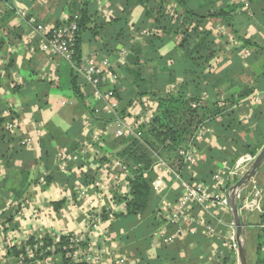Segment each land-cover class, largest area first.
I'll return each instance as SVG.
<instances>
[{"label":"crops","instance_id":"0c3cea01","mask_svg":"<svg viewBox=\"0 0 264 264\" xmlns=\"http://www.w3.org/2000/svg\"><path fill=\"white\" fill-rule=\"evenodd\" d=\"M90 1H94L98 15L109 20L114 19L117 11L121 10L120 2H117L113 7L108 0ZM171 4L173 3L171 2ZM220 4L221 2L216 0H189L188 7L196 9L197 12H206L207 7L212 5L218 7ZM60 5L58 0H0V38L4 41V45L0 49V102L5 103L7 108L18 116V119L14 118L19 124L17 133L28 135L35 142L31 149H26V152H21L23 155L21 154L20 157L18 155L14 159L12 168H8L0 161V246L3 244L17 246L29 238L36 239L41 235L48 237L49 235L69 236V238L78 236L82 239L83 246L89 245L96 250L103 251L105 255L114 260L113 264H117L119 260H123L124 264H155L158 254L164 249H172L187 239L201 236L211 244L205 253L198 252L194 244L190 248L194 247L195 250L181 251L177 255V261L161 259L160 262L162 264H192L191 261L193 262L195 259V264H216L225 251L232 252L236 256L237 251L233 250L230 240L235 232L230 209L216 206L208 207L204 217L206 226H211L216 233L214 236L206 234L204 224L194 235L182 237L169 246H157L158 234L166 227L172 229L181 226L182 229H186L192 221H197L205 211L200 207H190L188 223L179 222L178 225H169L163 210L167 205L176 201L182 189L174 176L167 174L163 169H157L156 165L154 172L157 178L163 180V184L155 188V195L160 200L155 207L154 228L148 227L149 224L139 223L132 230L121 226L114 230L111 229V223L115 220L114 215L125 213V202L118 201L124 195H119L114 190L95 193L90 190L92 182L83 185L80 181L81 175L94 176L96 179L100 175L99 171L103 170V166L107 165L110 160L117 159L114 155L116 150L109 144L113 139L96 143L92 138L96 133L105 129L104 125L110 123L111 117L100 118L92 114L93 102L90 101L88 87L85 86L87 89L80 87L84 96L81 101L70 92L69 88L67 92H63L62 88H59V81H69L68 64L58 56L49 57L43 53L35 41L36 38L31 37L29 28L16 16V11H20L27 19H33L36 23L55 24L58 19L68 16L66 9L61 8ZM202 6L203 8L199 9ZM10 9L13 10V14L9 13ZM142 10V7L136 6L127 14L125 13V18L129 20L127 25L131 34L129 40L117 43L112 52L103 54L97 52L96 48L103 42H110V38L107 35H100L96 38L93 46L83 43L80 55L81 57L92 56L97 61L108 60L113 65L119 73V79L115 83L103 86L102 90L113 89L119 104L118 112L124 117L139 120L141 126L146 124L156 113L158 102L149 95H141L145 90L142 83L133 81L131 75L125 73V67L132 55L130 45L137 43L141 47L139 64L141 65L140 69H143L142 78L144 80L152 79L154 73L162 75L158 73L159 62L151 58L152 47L145 42L146 38L152 37L153 31L145 28L136 32L134 29V24L139 20ZM235 24L240 35L264 48V24L253 20L246 13L238 15ZM205 25L212 31V37L217 42L220 39L219 33H222V36L225 34L223 37L229 36V28L224 27L217 19L207 20ZM15 29L21 31L19 38L13 36ZM173 47L174 42L167 43L157 49V55L165 57ZM231 48L234 46L231 45ZM226 51H229V48H226ZM122 53L125 55L123 59L121 58ZM242 53L239 57L243 67H249L252 69L251 71L257 70L258 62L248 66V55ZM230 56V52L220 53L209 63L208 70L220 74L231 66ZM181 60L179 58V61ZM172 63L171 60H168L167 66H171ZM176 81L173 86L166 85L165 92L176 91L181 78L178 77ZM78 82L81 84L79 78ZM249 82L244 80L233 87H228L225 84L219 90L220 95L217 91L211 90L202 93L199 100L200 102L214 101L217 98L221 101L229 100ZM146 85L147 88H150L149 82ZM37 97L41 98L43 106L39 107ZM260 106H264V91L254 90L235 107L236 115L230 119L246 128L240 132L239 138H246L250 148L255 147L258 141H262L257 127H253L252 124L253 111ZM6 111L9 113V110H5L2 116L9 117L8 113L5 114ZM215 120L220 121L221 119L217 117ZM85 121L90 125L85 127L83 125ZM39 128L44 131L45 135L49 131L56 138H64L68 142L72 140L77 144L74 149H71V144L58 147L54 144L53 150L55 155L53 168L57 169L56 173L71 177L73 188H68L66 184L57 180L47 179L48 176L50 177V171L44 170L40 160V138L38 139L36 136V131ZM73 130L76 133L74 137L66 136L72 134ZM197 134L200 139L196 140L193 145L195 163L188 164L184 162L183 158L176 155H172L168 162L165 161L174 172L180 174L184 181H188L182 176L185 170L187 179L200 182L197 179L196 168L201 163L204 165L208 163L206 153L200 149L201 147L217 150L221 148L212 127L203 124ZM233 151H235L234 146L229 148L228 153L232 154ZM256 154L243 153L236 161L246 155L255 156ZM236 161L230 168H228V161L212 163L214 170L210 174L211 183L208 184L211 186V191L219 189L218 191H222V195H226V191L236 181V178H228L223 185L218 186L212 181V177L218 172L227 175L233 169ZM177 162L183 165V171L177 169ZM114 171L118 172L117 169ZM84 188L93 203L91 208L85 196L80 193ZM239 206L245 230L247 232L253 230L250 231L251 264H253L257 259L256 249L258 246L264 255V238H258L259 229L264 228V225L259 224L258 219L260 215L264 214V169L258 171L243 189ZM103 212L107 215L106 219L102 217ZM110 214L113 217L109 220ZM5 219H11V224L6 223ZM94 221L97 222L96 228L92 226ZM196 240L198 239L196 238ZM2 253L0 251V264H5L7 258ZM59 257L58 253H52L47 259L36 262L37 264H56Z\"/></svg>","mask_w":264,"mask_h":264},{"label":"trees","instance_id":"16d2710c","mask_svg":"<svg viewBox=\"0 0 264 264\" xmlns=\"http://www.w3.org/2000/svg\"><path fill=\"white\" fill-rule=\"evenodd\" d=\"M58 1L61 4L60 7L66 9L69 20H72L75 15L78 16L75 51L79 57H81L82 44L86 43L93 46L96 38L100 35H107L110 38V42H103L96 48L97 52L103 54L112 52L117 43L129 40L131 36L127 26L129 20L125 18V13L127 14L136 6L142 7L143 10L139 20L134 24L135 31L140 32L145 28L153 31L152 37L146 38L145 42L152 47L151 58L159 62L158 73L162 75L154 73L152 79L144 80L142 78L143 69H140L141 65L139 64L141 47L137 43L129 47L132 55L125 67V73L131 75L133 81L142 83L145 90L141 95H149L158 102L156 113L141 127L140 139H118L109 143L116 150L115 157L127 167L131 174L128 178V194L118 199L119 202H125V213L114 215L116 221L111 223L112 230L119 226L132 230L139 223H146L149 224L148 227L154 228L155 207L160 200L155 195L154 187L157 179L154 166L157 159L159 157L168 162L172 155L177 156V149L190 145L193 147L197 131L203 124L213 128V133L221 148L217 150L197 147L206 153V161H208L207 164L201 163L196 168L197 179L200 182L211 183L210 174L214 170L213 162L228 161V168H230L239 155L246 152L256 154L261 149L264 144V106L254 109L252 115L253 127H257L258 134L262 136V141H258L255 147L250 148L246 138H239L240 132L246 128L230 119L236 115L237 109L235 110V107L242 99L254 90L264 91V48L240 35L235 24V19L243 13L264 24V0H245L243 2L240 0H216L220 1L221 4L218 7L214 5L207 7L206 12H197L196 9L188 7L189 0H108L113 7L117 2L121 4L120 12L117 11L115 18L110 20L98 15L94 1ZM202 8L203 6L199 7V9ZM10 10L9 13L13 14V10ZM213 18L230 30L227 37H223L225 34L222 36V33H219L218 42L212 37V31L207 29L205 25L207 20ZM59 21L58 19L55 22L56 26ZM13 36L19 38L21 31L15 29ZM35 41L39 44L38 39ZM170 42H174V47L169 54L165 57L157 55V49ZM231 44H235L233 45L234 48H231ZM3 45L4 41L0 38V49ZM226 48H229V51H226ZM244 51L248 55V66L258 62L257 70L251 71L252 69L249 67H243L239 56ZM226 52L231 53V66L220 74L208 70L209 63L220 53ZM179 58L182 60L179 61ZM168 60L173 62L171 66H167ZM67 76L70 92L81 101L84 96L80 87L84 89L85 86L78 82V77L70 67ZM178 77L181 78V82L178 84L177 90L165 92L166 85L173 86ZM244 80L250 82L229 100L221 101L219 98L207 102H200L199 100L202 93L214 90L220 95L221 86L227 84L228 87H233ZM148 82L150 88H147ZM58 84L61 88L60 81ZM37 104L39 107L43 106L40 97H37ZM5 110H9V117L2 116ZM217 117L221 120L216 121L215 118ZM14 118L18 119L16 113L8 109L5 103L0 102V161L8 168H12L14 159L18 155L20 157L21 152L26 150L20 145L24 135L20 133L11 134L5 127L6 122L12 121ZM75 127L77 126L75 125ZM74 132L73 130L72 134L66 136L74 137L76 135ZM54 144L57 147L71 144V149H74L77 144L73 143L72 140L68 142L64 138H56L49 131L39 139L40 160L44 170L50 171V177L48 176L47 179L57 180L66 184L68 188H73L72 178L56 173L57 169L53 168ZM232 146H234L235 151L229 154V148ZM177 163V169L183 171V165ZM263 169L264 163L258 171ZM182 176L189 182H193L190 181L192 179H187L185 170ZM93 180L94 176L81 175L80 177L83 185ZM106 216L103 212V219H106ZM258 219L259 224L264 225V214L260 215ZM5 220L6 223L11 224V219ZM12 228L15 227L12 226ZM259 231L258 238L263 239L264 228L259 229ZM196 238L198 240L195 241ZM69 239V236L61 237L60 242L54 245L48 236L43 235L39 242L34 241V238H29L17 246L7 245V249L11 256H22L24 264H33L37 260L47 259L52 253L60 255L56 264H72L66 259L67 251L63 249L68 247ZM38 243H41V246L34 249V245ZM194 244L196 250L201 253H205L211 246L210 242H206L201 236L190 238L172 249H164L158 254L155 264H162L161 259L177 261V255L181 251L194 249V247L190 248ZM25 248L31 251L30 260L27 259ZM256 256L257 259L253 264H264V255L260 251V246L256 249ZM235 258L234 253L225 251L216 264H235ZM194 260L192 264H195L196 261Z\"/></svg>","mask_w":264,"mask_h":264},{"label":"built area","instance_id":"2783aa9c","mask_svg":"<svg viewBox=\"0 0 264 264\" xmlns=\"http://www.w3.org/2000/svg\"><path fill=\"white\" fill-rule=\"evenodd\" d=\"M240 1L243 2L245 0ZM16 16L26 27L29 28L31 31V37L38 39L39 48L43 53L49 57L58 56L62 58L79 78L81 85H84L90 89V101L93 102V104L91 103L92 114L95 117L100 118L103 116L111 117L110 123L104 125L105 129L99 133H96L92 137L93 141L96 143H103L110 139L118 140L126 138H141V127L143 126L139 124V120L124 117L118 112L119 104L113 89L106 91L102 90V87L108 83L112 84L117 82L119 79L118 71H116V69L108 60L97 61L92 56H77L75 51V40L78 29L77 15L73 16L72 20H69L68 16L62 17L57 26L55 24L36 23L33 19H27L24 13L20 11H16ZM242 54L246 55L247 52L244 51ZM124 57L125 55L122 53L121 58L123 59ZM16 79L17 77L15 80ZM192 107H194V105H192ZM7 113L8 112L6 111L5 114L7 115ZM18 125V122L13 119L12 121H7L5 127L11 134H15L17 131H19ZM83 125L86 127L90 124L85 121ZM43 132L44 131L41 128L37 129L36 136L38 139L43 136ZM199 139L200 136L197 134L196 140ZM34 144L35 142L33 138L28 135H24L23 139L20 141V145L26 149H31ZM176 153L177 156L183 158L184 162L188 164H193L196 161L193 153V147L191 145L187 148L177 149ZM254 158L255 156L251 155H246L243 158H240L238 161H236L233 169L227 175H223L221 172H218L212 177V181H214L218 186L223 185L228 178H236L237 181L251 165ZM155 165L157 169H163L167 174L174 176L175 179L179 181L182 189L181 194L176 199V201L167 205V207L163 210L164 215L167 216V222L169 225H178L179 222L188 223L187 219L190 218L188 209L190 207H200L205 211L197 221H192L191 225L186 229H182L181 226H177L172 229L166 227L160 232V234H158V247L172 245L182 237L197 233L201 226L205 224L204 217L210 207L213 208L216 206L225 209L228 208L226 195H222V191H218L219 189L216 191H211V186L208 184L182 180L180 174L174 172L166 164V162L159 157ZM102 169L103 170L99 171L100 175L92 181L90 190L94 191L95 193H102L105 192V190H114L119 195H126L129 191L128 178L131 175L127 167L118 159H113L110 160L107 165L103 166ZM115 169H117L118 172H115ZM250 181L248 183H250ZM248 183L242 188L237 196V201L239 204L242 191L248 185ZM162 184L163 180L161 178H157L154 187L158 188ZM80 193L82 196H85V199H87L89 202V207L91 208L93 203L87 196V190L84 188L80 191ZM112 217L113 215L110 214L108 219L110 220ZM92 226L96 228L97 222L94 221ZM204 229L208 236H214L216 234L214 233V230L211 226H206L205 224ZM41 236L34 239V241L39 242ZM49 238L51 239L52 243L56 245L60 242L61 237L49 235ZM230 240L232 242V248L237 250L235 232H233ZM38 246H41V243L34 245V249H37ZM48 249L50 250V248ZM63 249L64 251H67L66 259H68L71 263L113 264L114 262V260L105 255L103 251L96 250L89 245L83 246V241L78 236L70 237L68 247H64ZM0 251L3 252L2 254H4L7 258L5 264H24V259L22 256H11L8 253L7 244L0 246ZM25 251L27 259L30 260L31 251L28 248H25ZM33 264H37V262H34ZM117 264H124V262L123 260H119Z\"/></svg>","mask_w":264,"mask_h":264},{"label":"water","instance_id":"95a60500","mask_svg":"<svg viewBox=\"0 0 264 264\" xmlns=\"http://www.w3.org/2000/svg\"><path fill=\"white\" fill-rule=\"evenodd\" d=\"M264 163V145L255 155V158L245 173L226 192L227 205L235 227V242L237 248V258L239 264H248L245 245L243 243L244 225L237 196L242 188L255 177L259 168Z\"/></svg>","mask_w":264,"mask_h":264},{"label":"rangeland","instance_id":"374dc122","mask_svg":"<svg viewBox=\"0 0 264 264\" xmlns=\"http://www.w3.org/2000/svg\"><path fill=\"white\" fill-rule=\"evenodd\" d=\"M67 78V77H66ZM61 83V88H62V91L63 92H67L68 91V86H69V83L68 81H60ZM236 182V181H235ZM234 182V183H235ZM254 221V220H253ZM252 221V222H253ZM250 231H253V230H250ZM247 232L244 228V235H243V243L245 245V249H246V255H247V263L248 264H251V260H252V244H251V233ZM234 250V249H233ZM237 250H235L236 252ZM192 263V261H191ZM235 264H239L238 263V258H237V255H236V259H235Z\"/></svg>","mask_w":264,"mask_h":264}]
</instances>
